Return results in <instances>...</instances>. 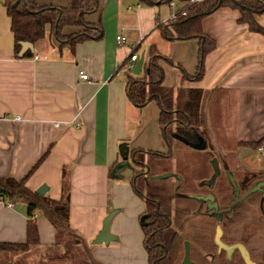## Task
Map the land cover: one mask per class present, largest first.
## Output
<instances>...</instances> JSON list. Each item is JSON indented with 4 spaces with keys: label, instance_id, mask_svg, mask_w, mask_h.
<instances>
[{
    "label": "crops",
    "instance_id": "0c3cea01",
    "mask_svg": "<svg viewBox=\"0 0 264 264\" xmlns=\"http://www.w3.org/2000/svg\"><path fill=\"white\" fill-rule=\"evenodd\" d=\"M50 1L49 6L39 7L64 8L70 2ZM98 3L97 11L86 15L85 21L102 27L101 40L85 41L71 52L66 43L55 39L47 25L44 39L32 44V50L24 51L21 45L24 41L15 40L11 20L0 0V179L23 180L46 155L27 178L26 188L33 193L43 189L40 196L59 201L62 169H66L69 228L78 238L86 262L148 264L141 229L145 205L130 185L136 169L120 172L119 180L109 176L111 167L125 159L131 162L134 150L167 153L157 105L150 102L136 109L127 99V79L137 78L133 72L124 70L130 55H136L135 63L144 59L138 76L143 79L150 50L156 48L161 57L173 62L161 64L164 87L212 93L207 107L209 139L221 149L210 155L206 147L200 151L183 145L173 160L167 159V166L158 160L152 161V166L160 173L171 172L172 161L182 156L183 171L197 174V187L204 193H213L226 170L241 171L237 170V165H242L241 157L264 163L254 150L240 146L264 136V36L240 24L238 10H217L202 22L203 34L215 41V49L205 58L202 78L185 80L177 65L194 75L198 43L172 42L162 30L170 25V16L183 9L185 3L168 4L165 0H98ZM81 32L82 28H67L63 35ZM118 35L125 40L121 45L115 41ZM34 56L38 60L34 61ZM78 72L89 76V81L79 79ZM218 103L226 105L227 113H214ZM217 115L222 121L226 117L228 125H221V120L218 125L214 123ZM15 116L21 120L14 121ZM215 136L222 146L216 143ZM230 138L235 145H230ZM234 146L238 148L236 155L232 154ZM121 148H125V155L121 154ZM256 168L246 171L262 173L258 164ZM7 202L13 206L7 207ZM32 215L36 216L33 224L37 226L39 245L24 254L0 253V264H20L22 258L35 251L39 260L51 254L55 258L60 256L61 241H56L51 223L40 210ZM29 217L20 197H0V244L25 243ZM105 224L109 241L94 245Z\"/></svg>",
    "mask_w": 264,
    "mask_h": 264
},
{
    "label": "trees",
    "instance_id": "16d2710c",
    "mask_svg": "<svg viewBox=\"0 0 264 264\" xmlns=\"http://www.w3.org/2000/svg\"><path fill=\"white\" fill-rule=\"evenodd\" d=\"M165 1L168 4L176 1L185 3L183 9L175 12L178 14L177 20H169L170 25L162 29L165 38L172 42L196 40L199 46L194 75L187 74L177 65L185 80L197 81L202 78L205 58L215 49V41L203 34L202 22L217 10L221 8L238 10L240 15L238 22L245 24L252 33L264 36V25L261 20L264 16V0ZM1 4L6 8L11 20V32L17 41L31 44L42 41L47 25H50L55 39L60 43H66L65 46L71 52L78 44L88 40L98 41L103 37V29L99 25L92 26L95 35L81 33L63 41V32L67 28L89 29L85 16L97 11L98 0H70L68 6L64 8L39 7L35 0H1ZM181 13L185 16L182 17ZM169 27L172 28L173 35H169ZM158 55L157 49L152 47L146 76L143 79L128 78L126 84L127 99L133 107L142 109L150 102L157 105L162 139L167 147L166 154L134 150L130 156L136 169L131 176L130 185L145 205L141 229L148 264H181L186 243L189 244V258L193 264H247L238 248L232 250L230 259L226 258L224 247L235 245L243 246L254 264H264V187L247 195L254 186L264 182L263 173L249 171L232 173L226 170L215 191L204 193L197 187V174L183 171L188 176H180L178 173L171 175L168 170L160 173L153 168L152 160L170 158L173 152L171 142L176 144L181 139L186 141L185 145L190 146L191 140L198 137L199 141H204L205 150L210 155L221 149L209 139L207 107L212 93L201 89L164 87V73L157 62L161 60L160 62L169 65H173V62ZM263 142L264 136L258 141L242 145L255 150ZM144 155L151 157V168ZM45 157L46 155L41 157L21 181L0 179V197L8 199L20 197L26 204L28 217L33 211L40 210L55 229L56 241L59 243L74 236L69 228L70 204L66 169H62V197L59 201H51L30 192L25 185L27 178L37 170ZM113 169L110 168L109 176H112ZM227 174H233L236 190ZM163 180L165 183L161 185L160 182ZM231 192L234 196H231ZM207 196H212L216 200L217 212L207 208L208 201L203 199ZM26 232L25 243L0 244V253L9 252L17 255L38 246L37 226L30 220Z\"/></svg>",
    "mask_w": 264,
    "mask_h": 264
},
{
    "label": "rangeland",
    "instance_id": "374dc122",
    "mask_svg": "<svg viewBox=\"0 0 264 264\" xmlns=\"http://www.w3.org/2000/svg\"><path fill=\"white\" fill-rule=\"evenodd\" d=\"M35 2L38 4V6L39 5L49 6L50 3H52L50 0H35ZM186 2H188V1H186ZM261 20H264V16L261 17ZM86 24L88 25L89 29H87L85 27H82V32L81 33L82 34L95 35L96 32H95L94 28L92 27V25H90L87 22H86ZM168 30H169V35H173L174 34L172 28L169 27ZM81 33H78V34H81ZM78 34H71L70 36H64L63 35L64 36L63 37L64 38L63 41H67L68 38H72V36L74 37V35H78ZM158 56H160V55H158ZM160 61L161 60H159L157 62V64H160V66H161V64L163 62H160ZM165 64H167V63H165ZM131 75H133V74L131 73ZM130 77H132V76H130ZM217 106H218V108H217V110L214 111V113H216V111L217 112L219 111L222 114L223 113H227L228 110L224 109L226 107V105L218 103ZM220 120H221V118H220L219 115H217V117L213 118L214 123H216L217 125L220 124V122H219ZM221 122H222L221 125H228V119L226 117H225L224 121L221 120ZM229 126H231V123L229 124ZM226 136H227V134L224 136V138ZM215 141H216V143L218 145L222 146L221 141L217 140V136H215ZM185 142L186 141L182 140V139L179 140V142L176 143V144H173L171 142L173 152H172V154L170 156V159L173 160L175 158V156L181 151L180 148L183 145H185ZM229 143H230L231 146L233 144L235 145V142L231 138H230V142ZM189 145L191 147H196V146H199V145H205V143H204V141H199V139L197 137V139L191 140V143ZM240 146L244 147L242 144ZM237 152H238V148L234 146L233 153L232 152L231 153L233 155H236ZM144 158H145V160H148L150 162V164H151V157H148V156L146 157L145 156ZM166 159L165 160H161L162 166H167L165 164L169 163V161L166 160ZM182 159H183V157L181 156V157H178L174 162L172 161L173 168H172V171L170 172L171 175H173L174 173H178V174H180V176H188L187 173L183 172L184 167H183L182 164H180ZM239 162H241V164H242L241 166L237 165V170H241L239 172L246 171V170L256 171L257 170L256 164H258L260 166V168L258 170L261 171L264 174V172H263L264 171L263 170L264 169V163H262V162L256 161L255 159H253V160L252 159H248L247 157H244V158L241 157V160ZM200 163H204L203 159H200ZM238 167H239V169H238ZM220 171H221V169H220ZM257 173H259V172H257ZM231 176L233 177V174H231ZM164 183H165V180L160 182L161 185L162 184L164 185ZM150 192H151V187H150ZM158 195H159V197H161L160 194H158ZM163 196H164V194H163ZM231 196H234L233 192H231ZM263 212H264V210H263ZM142 223H143V221L141 222V224ZM78 245H79V241H78L77 237H75V236L73 238L69 237V238H66V239L61 241V244H60V247H59L61 249L59 251L60 252V256L58 258H55L54 255L51 254V255L45 256V258L43 260H39L38 259L39 253H37V251H35L31 255H28V256H25L24 258H22L19 263L20 264H88L86 262L87 259H86L85 255H84V251H83L82 247H79ZM238 247L240 248L241 252L246 253V250H245L244 247H242V246L241 247L238 246ZM14 252H17V251H14ZM18 254H24V253H20L19 252Z\"/></svg>",
    "mask_w": 264,
    "mask_h": 264
},
{
    "label": "water",
    "instance_id": "95a60500",
    "mask_svg": "<svg viewBox=\"0 0 264 264\" xmlns=\"http://www.w3.org/2000/svg\"><path fill=\"white\" fill-rule=\"evenodd\" d=\"M21 45H22L24 51H26L27 49L32 50V44L31 43L24 42ZM143 63H144V59L142 58L141 60H139V62H137L135 64V67H134V70H133L134 76H137L138 77L140 75L141 69L143 67ZM193 148L196 149V150H200L201 151V150H204L205 149V145H199V146H196V147H193ZM124 149L125 148H121L120 149L121 154H124L125 153L124 152ZM130 161H131V159H130ZM125 170H130V172H133V164H132V161L131 162H128L125 159L123 162L117 164L115 166V168L113 169V171H112L113 179L114 180H119V178L117 177V174L120 173V172H123ZM227 177L229 178L230 183L233 185L234 190H236L237 188H236L235 182L233 181V177L231 176V174H227ZM263 187H264V182H261V183L257 184L256 186H254L248 192L247 195L253 194V193L259 191ZM37 194L38 195H43V189H40L39 191H37ZM203 199L206 200V201H208L207 208L209 210H214L215 212H217L218 207L215 204V200H214V198L212 196H207V197H205ZM109 239H110V237L108 235L107 224H105L102 232L97 236V238L94 240L93 244L94 245H100L102 243L108 242ZM218 240H219V237H218L217 241ZM238 246L241 247V245H235V246H231V249L233 250L234 248H238L239 251H240V253H241V255H242V257H243V259H244V261L247 264H254L253 262L250 261L247 252L246 253L241 252V250H240V248ZM224 249L226 250L227 248L224 247ZM181 264H193L190 261V258H189V244L188 243L185 244V254H184V258H183Z\"/></svg>",
    "mask_w": 264,
    "mask_h": 264
},
{
    "label": "built area",
    "instance_id": "2783aa9c",
    "mask_svg": "<svg viewBox=\"0 0 264 264\" xmlns=\"http://www.w3.org/2000/svg\"><path fill=\"white\" fill-rule=\"evenodd\" d=\"M235 1H238V0H235ZM173 6V5H172ZM138 8H139V6H138ZM181 16L183 17V16H185V14L184 13H181ZM177 17H178V14L177 13H173L171 16H170V20H172V21H176L177 20ZM115 41H116V44L117 45H121L125 40H124V38L122 37V36H120V35H118L116 38H115ZM134 49V48H133ZM136 59H137V57H136V55H132L131 57H130V59H129V62L126 64V66H125V71H127V72H133V70H134V67H135V64L137 63H135V61H136ZM33 60L35 61V60H38V56H34L33 57ZM78 77H79V79H81V80H84V81H89V76H87L85 73H83V72H78ZM13 120L14 121H20L21 120V118L20 117H17V116H15L14 118H13ZM255 153L257 154V156L260 158V159H262V160H264V142L261 144V145H259L258 146V148H256L255 150ZM13 206V204L11 203V202H7V207H12ZM28 220H30L31 222H35L36 221V216H34V215H32V216H30L29 217V219Z\"/></svg>",
    "mask_w": 264,
    "mask_h": 264
},
{
    "label": "flooded vegetation",
    "instance_id": "af4514ba",
    "mask_svg": "<svg viewBox=\"0 0 264 264\" xmlns=\"http://www.w3.org/2000/svg\"><path fill=\"white\" fill-rule=\"evenodd\" d=\"M215 200V199H214ZM226 250H225V253H226V258L227 259H230V256H231V252H232V249L230 246H226Z\"/></svg>",
    "mask_w": 264,
    "mask_h": 264
}]
</instances>
